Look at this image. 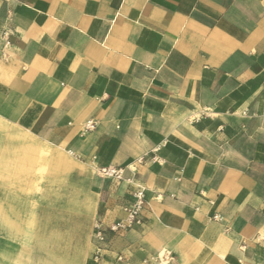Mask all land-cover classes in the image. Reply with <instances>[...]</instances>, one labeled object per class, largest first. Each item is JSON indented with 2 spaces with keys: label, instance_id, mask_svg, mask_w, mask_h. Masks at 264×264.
Wrapping results in <instances>:
<instances>
[{
  "label": "crops",
  "instance_id": "crops-1",
  "mask_svg": "<svg viewBox=\"0 0 264 264\" xmlns=\"http://www.w3.org/2000/svg\"><path fill=\"white\" fill-rule=\"evenodd\" d=\"M0 128L88 175L81 264H264V0H0ZM106 167L146 189L122 235L133 187Z\"/></svg>",
  "mask_w": 264,
  "mask_h": 264
},
{
  "label": "rangeland",
  "instance_id": "rangeland-1",
  "mask_svg": "<svg viewBox=\"0 0 264 264\" xmlns=\"http://www.w3.org/2000/svg\"><path fill=\"white\" fill-rule=\"evenodd\" d=\"M13 132L16 131L9 133ZM5 158L0 154V240L10 238L28 245L30 264H61L66 259L72 264H81L95 206L88 175L75 160L76 169L67 173L52 169L46 160L39 159L29 174L10 178L3 172ZM7 206L18 211L20 225L6 231L2 210ZM53 230L61 232L64 239L53 240L50 234Z\"/></svg>",
  "mask_w": 264,
  "mask_h": 264
},
{
  "label": "bare ground",
  "instance_id": "bare-ground-1",
  "mask_svg": "<svg viewBox=\"0 0 264 264\" xmlns=\"http://www.w3.org/2000/svg\"><path fill=\"white\" fill-rule=\"evenodd\" d=\"M2 128H0V154H3L6 157V163L4 164L3 172L8 177L20 178L25 176L26 174H29L32 167L35 168L36 163H38L39 159L46 160L52 166V169H60L67 173L72 172L74 168V162L69 155L57 150H51L50 148L48 149L47 146H42L38 141H36L32 137L21 136L22 133L19 134L13 132L11 134L9 133L10 136H5L4 132L1 130ZM7 165L10 166L9 170L6 168ZM48 174L52 175L53 173ZM11 208L12 207L7 206L4 208V210H2V223L6 231L9 228L12 229L20 225V214L18 213V211ZM50 234L53 240L61 241L64 239L61 235V232L59 231L53 230L52 232H50ZM61 264L72 263L70 262V260L66 259V261Z\"/></svg>",
  "mask_w": 264,
  "mask_h": 264
},
{
  "label": "built area",
  "instance_id": "built-area-1",
  "mask_svg": "<svg viewBox=\"0 0 264 264\" xmlns=\"http://www.w3.org/2000/svg\"><path fill=\"white\" fill-rule=\"evenodd\" d=\"M94 127V123L86 124L85 132L92 131ZM97 174L103 179H113L121 182H127L133 187L131 192L133 201L124 208V211L127 215L126 219L113 223L109 227V231L114 235H122L137 226H141L143 224L142 213L145 206L147 205L146 189L142 185L135 183L133 179H126L125 169L122 167L101 168L97 171ZM213 220L221 221L219 216H214ZM94 239L99 242H104L106 239L105 231L103 230V225L101 222L95 223ZM157 261L159 264H162V261L159 257L157 258Z\"/></svg>",
  "mask_w": 264,
  "mask_h": 264
}]
</instances>
